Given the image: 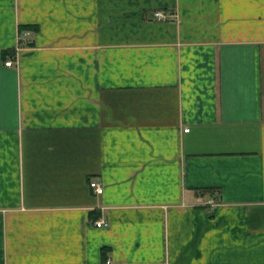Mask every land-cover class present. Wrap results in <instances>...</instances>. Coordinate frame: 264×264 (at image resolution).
I'll use <instances>...</instances> for the list:
<instances>
[{"label": "crops", "instance_id": "crops-1", "mask_svg": "<svg viewBox=\"0 0 264 264\" xmlns=\"http://www.w3.org/2000/svg\"><path fill=\"white\" fill-rule=\"evenodd\" d=\"M0 264H264V0H0Z\"/></svg>", "mask_w": 264, "mask_h": 264}, {"label": "built area", "instance_id": "built-area-1", "mask_svg": "<svg viewBox=\"0 0 264 264\" xmlns=\"http://www.w3.org/2000/svg\"><path fill=\"white\" fill-rule=\"evenodd\" d=\"M154 16H155L156 19H162L163 20V19L166 18V14L163 11H161V10H156L154 12ZM27 34H28V32H26V31H22V32H20L18 34V36H17V46H16V49H15L16 51L21 47L22 43L26 42ZM14 61L12 59H8L7 61H5V65H7V66L13 65V63H15ZM89 187L91 189H93V191H95L96 193H101L102 190H103L102 186L96 180H90L89 181ZM204 203L212 205L213 201L208 199V200L204 201ZM95 224L98 227L106 225V223H104L101 220L96 221Z\"/></svg>", "mask_w": 264, "mask_h": 264}]
</instances>
